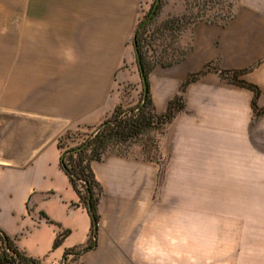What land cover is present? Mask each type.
I'll return each instance as SVG.
<instances>
[{
    "label": "crops",
    "instance_id": "crops-1",
    "mask_svg": "<svg viewBox=\"0 0 264 264\" xmlns=\"http://www.w3.org/2000/svg\"><path fill=\"white\" fill-rule=\"evenodd\" d=\"M12 2L0 0V229L29 256L59 260L91 232L61 168L59 138L99 125L120 101L117 78L133 59L144 0ZM179 43L184 58L150 74L158 113L189 74L212 69L187 86L185 109L158 135V159L135 143L127 155L109 150L92 163L103 187L99 235L82 264H197L213 219H257L264 113H255L251 89L221 71L246 70L241 78L260 88L264 108V0H234L230 17L197 19Z\"/></svg>",
    "mask_w": 264,
    "mask_h": 264
},
{
    "label": "trees",
    "instance_id": "trees-1",
    "mask_svg": "<svg viewBox=\"0 0 264 264\" xmlns=\"http://www.w3.org/2000/svg\"><path fill=\"white\" fill-rule=\"evenodd\" d=\"M157 3V10L151 17ZM162 4V0H154L149 12L141 18L133 36L132 41L142 84L140 97L136 104L127 106L122 94L120 101L116 104L111 114L99 125L68 130L59 138L61 168L68 175L73 188L80 198V202L91 216V232L87 242L65 249L62 258L65 263L69 259L72 263L79 262L85 252L96 248L98 245L99 202L103 194V187L95 175L92 163L101 161L109 150H115L121 155H127L135 143L142 145L145 158L149 160L158 159V135L163 133L164 127L174 119L179 111L185 109L184 93L187 86L212 69V66L208 64L203 70L189 74L181 85L180 93L169 101L166 111L163 113L156 111L151 93L150 74L152 70L156 63L166 66L172 65L182 60L186 54L184 50L180 58L169 62L160 60L155 62L150 60L147 55L145 50L146 28L152 24ZM188 18L187 13L172 16L156 27L154 31L170 30L173 32V36L177 38L176 35L184 32L193 23ZM245 72L246 70H222L221 75L232 83L249 88L254 92L253 108L255 113L260 115L264 113V108L258 107L256 103L260 95V88L241 78V75ZM154 131L157 132V136H153V138L149 136L150 139L147 138L146 140L141 138L144 135H150ZM83 136L84 139L78 144H68L69 141H76L77 138ZM148 147H150V150ZM28 206L30 211V205L28 204ZM41 215L46 217L43 212H41ZM47 219L51 221L49 217ZM69 232V230L64 229L57 235L54 241V249L62 245ZM0 264H42V260L29 256L15 244L14 240L3 229H0ZM79 264L82 263L79 262Z\"/></svg>",
    "mask_w": 264,
    "mask_h": 264
},
{
    "label": "rangeland",
    "instance_id": "rangeland-1",
    "mask_svg": "<svg viewBox=\"0 0 264 264\" xmlns=\"http://www.w3.org/2000/svg\"><path fill=\"white\" fill-rule=\"evenodd\" d=\"M153 2L154 0H150V2L144 0L141 18L149 12ZM162 2L161 9L145 32V50L150 60L155 62L159 60L175 61L181 57L185 50L179 43L181 34L176 35L177 38H175L170 30L155 32L156 27L172 16L183 13L188 14L190 22H195L199 18L221 21L232 15L234 0H162ZM11 3H13L12 0H5V5ZM11 49V46L8 48L5 46V51H12ZM125 68H130L129 78L121 79L123 78L122 71ZM119 75L117 88L120 98L123 94L126 105L133 106L138 101L142 89L135 49L133 59L130 62H124L119 70ZM149 136L153 138V136H157V132L154 131L141 138L143 140L150 139ZM148 149L150 150V147ZM260 199L264 201V187L260 189ZM233 208V206H228L229 213L226 216L235 215L232 213ZM254 209H259L255 220L227 219L220 221L213 219L211 227L207 228L212 233V244L205 250L197 252V264H264V203ZM41 260L42 264H79V262H70V259L66 263L63 259L43 258Z\"/></svg>",
    "mask_w": 264,
    "mask_h": 264
},
{
    "label": "built area",
    "instance_id": "built-area-1",
    "mask_svg": "<svg viewBox=\"0 0 264 264\" xmlns=\"http://www.w3.org/2000/svg\"><path fill=\"white\" fill-rule=\"evenodd\" d=\"M84 139V136L83 137H79L76 139V141H69L68 144L70 145H74V144H78L80 141H82Z\"/></svg>",
    "mask_w": 264,
    "mask_h": 264
},
{
    "label": "water",
    "instance_id": "water-1",
    "mask_svg": "<svg viewBox=\"0 0 264 264\" xmlns=\"http://www.w3.org/2000/svg\"><path fill=\"white\" fill-rule=\"evenodd\" d=\"M157 6H158V3L155 5V7H154V10H153V13H152V15H151V17L155 14V12H156V10H157Z\"/></svg>",
    "mask_w": 264,
    "mask_h": 264
}]
</instances>
